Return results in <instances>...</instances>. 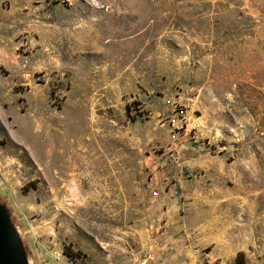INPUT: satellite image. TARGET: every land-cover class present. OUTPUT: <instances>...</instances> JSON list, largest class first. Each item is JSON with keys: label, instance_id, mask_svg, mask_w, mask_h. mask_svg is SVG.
I'll return each mask as SVG.
<instances>
[{"label": "rangeland", "instance_id": "obj_1", "mask_svg": "<svg viewBox=\"0 0 264 264\" xmlns=\"http://www.w3.org/2000/svg\"><path fill=\"white\" fill-rule=\"evenodd\" d=\"M0 203L28 264H264V0H0Z\"/></svg>", "mask_w": 264, "mask_h": 264}, {"label": "water", "instance_id": "obj_2", "mask_svg": "<svg viewBox=\"0 0 264 264\" xmlns=\"http://www.w3.org/2000/svg\"><path fill=\"white\" fill-rule=\"evenodd\" d=\"M0 264H28L20 238L0 203Z\"/></svg>", "mask_w": 264, "mask_h": 264}, {"label": "crops", "instance_id": "obj_3", "mask_svg": "<svg viewBox=\"0 0 264 264\" xmlns=\"http://www.w3.org/2000/svg\"><path fill=\"white\" fill-rule=\"evenodd\" d=\"M201 244H202V241H201Z\"/></svg>", "mask_w": 264, "mask_h": 264}]
</instances>
